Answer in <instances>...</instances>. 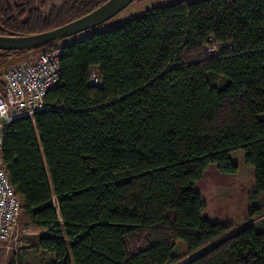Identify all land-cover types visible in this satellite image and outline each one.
<instances>
[{
    "label": "trees",
    "instance_id": "trees-1",
    "mask_svg": "<svg viewBox=\"0 0 264 264\" xmlns=\"http://www.w3.org/2000/svg\"><path fill=\"white\" fill-rule=\"evenodd\" d=\"M107 1L43 13L42 0H0V35L52 30ZM29 51L0 50V85ZM60 63L49 107L14 119L2 149L19 221L49 264H264V218L248 222L264 213L212 221L193 187L236 173L232 152L245 150L264 193V0L155 5L64 44Z\"/></svg>",
    "mask_w": 264,
    "mask_h": 264
},
{
    "label": "rangeland",
    "instance_id": "rangeland-1",
    "mask_svg": "<svg viewBox=\"0 0 264 264\" xmlns=\"http://www.w3.org/2000/svg\"><path fill=\"white\" fill-rule=\"evenodd\" d=\"M42 1L41 9L43 13H47L52 6H59L65 0ZM177 1L180 0H134L103 24L61 38L53 43L62 46V44L80 40L92 33L142 16L155 5L171 4ZM36 55V51L28 52L19 58L12 59L11 64L4 70L12 65L33 59ZM232 157L239 165L236 173L227 175L222 173V175L217 170H210L206 172L208 175L195 181L193 187L201 193L206 202V206L201 211L202 216L216 222H232L242 225L248 221L252 209L255 208L259 213H264V193L256 192L255 170L252 166L245 164V150L232 152ZM263 218L264 215L255 216L248 222L260 224ZM21 220L11 239L0 247V264H49L53 260L52 255L38 249L35 245L39 235L37 229L27 223L30 222L28 218H25L26 224H22Z\"/></svg>",
    "mask_w": 264,
    "mask_h": 264
},
{
    "label": "built area",
    "instance_id": "built-area-1",
    "mask_svg": "<svg viewBox=\"0 0 264 264\" xmlns=\"http://www.w3.org/2000/svg\"><path fill=\"white\" fill-rule=\"evenodd\" d=\"M36 56L12 65L3 71L0 85V247L14 235L21 215V201L17 196L3 159V141L7 126L20 117H32L47 109L46 96L57 87L61 77L60 57L62 46L52 43L34 49ZM216 46L208 48L209 54H218ZM90 83L101 85L97 67L92 68Z\"/></svg>",
    "mask_w": 264,
    "mask_h": 264
},
{
    "label": "water",
    "instance_id": "water-1",
    "mask_svg": "<svg viewBox=\"0 0 264 264\" xmlns=\"http://www.w3.org/2000/svg\"><path fill=\"white\" fill-rule=\"evenodd\" d=\"M134 0H108L92 12L67 24L41 33L18 36L0 35V50H34L61 38L96 27L108 21Z\"/></svg>",
    "mask_w": 264,
    "mask_h": 264
},
{
    "label": "crops",
    "instance_id": "crops-1",
    "mask_svg": "<svg viewBox=\"0 0 264 264\" xmlns=\"http://www.w3.org/2000/svg\"><path fill=\"white\" fill-rule=\"evenodd\" d=\"M64 44H62V46H63ZM29 52H31V51H29ZM39 234V233H38ZM37 244H38V236H37V241H36V243H35V245L37 246ZM38 247V246H37ZM39 249V248H38ZM52 258H54V256L52 255Z\"/></svg>",
    "mask_w": 264,
    "mask_h": 264
}]
</instances>
